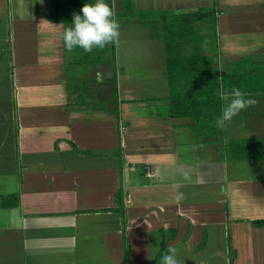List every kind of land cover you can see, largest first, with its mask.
Listing matches in <instances>:
<instances>
[{
  "label": "crops",
  "instance_id": "1",
  "mask_svg": "<svg viewBox=\"0 0 264 264\" xmlns=\"http://www.w3.org/2000/svg\"><path fill=\"white\" fill-rule=\"evenodd\" d=\"M106 2L119 42L69 53L53 0H0V264H159L168 246L178 264H264V92L224 135L173 115L164 16L214 8L172 52L223 67L264 53V0Z\"/></svg>",
  "mask_w": 264,
  "mask_h": 264
},
{
  "label": "trees",
  "instance_id": "2",
  "mask_svg": "<svg viewBox=\"0 0 264 264\" xmlns=\"http://www.w3.org/2000/svg\"><path fill=\"white\" fill-rule=\"evenodd\" d=\"M89 0H53L50 18L54 21L71 22L73 15ZM215 9H200L192 15L165 14L166 38L170 49L173 42L198 35L200 29L194 22H205L212 19ZM193 38V37H192ZM168 57V79L170 85V99L172 100V114L175 116L190 117L196 132L205 135H224L225 127L217 128L215 120L220 115L223 104L218 92L221 89L231 90L233 87L244 93L264 92V53L247 54L238 60L226 62L220 70L218 59L196 53L182 55L172 52ZM252 140L228 142L232 149H243ZM264 151V141H257ZM18 201V196H6L2 199L3 206H13L12 200ZM256 226H264V219L255 221ZM176 229L164 231L165 238H174ZM129 245L126 243L125 257L129 259ZM166 248L162 249L157 257L161 258Z\"/></svg>",
  "mask_w": 264,
  "mask_h": 264
},
{
  "label": "clouds",
  "instance_id": "3",
  "mask_svg": "<svg viewBox=\"0 0 264 264\" xmlns=\"http://www.w3.org/2000/svg\"><path fill=\"white\" fill-rule=\"evenodd\" d=\"M70 24L71 26L62 34L64 47L69 53L74 49H82L85 53H91L94 49H103L119 42V25L115 13L106 0H93V2L85 3L79 13L73 15ZM218 96L223 108L215 120L217 128L225 127L242 110L256 103L254 99L236 87L231 90L221 89ZM181 198L182 194H178L177 199ZM161 264H178L174 247L166 248Z\"/></svg>",
  "mask_w": 264,
  "mask_h": 264
},
{
  "label": "rangeland",
  "instance_id": "4",
  "mask_svg": "<svg viewBox=\"0 0 264 264\" xmlns=\"http://www.w3.org/2000/svg\"><path fill=\"white\" fill-rule=\"evenodd\" d=\"M198 23H199V22H198ZM213 38L216 40V37H213ZM213 38H212V39H213ZM211 46H212V49H213V47H214V42H212L211 45H210V43H208V45H207V48H208V49H205V50H209V49L211 48ZM220 62H221V61H220ZM220 62H218V63H220ZM222 64H223V63H222ZM222 64L220 63V64L217 65V67H218L220 70L222 69V67H221ZM228 152H229V153H228L229 155H232V149H228Z\"/></svg>",
  "mask_w": 264,
  "mask_h": 264
},
{
  "label": "built area",
  "instance_id": "5",
  "mask_svg": "<svg viewBox=\"0 0 264 264\" xmlns=\"http://www.w3.org/2000/svg\"><path fill=\"white\" fill-rule=\"evenodd\" d=\"M148 176L151 177V178H153L154 174L148 173Z\"/></svg>",
  "mask_w": 264,
  "mask_h": 264
}]
</instances>
